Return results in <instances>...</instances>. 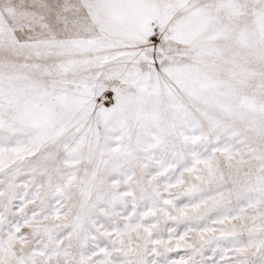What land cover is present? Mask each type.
I'll use <instances>...</instances> for the list:
<instances>
[{
    "label": "snow or ice",
    "instance_id": "snow-or-ice-1",
    "mask_svg": "<svg viewBox=\"0 0 264 264\" xmlns=\"http://www.w3.org/2000/svg\"><path fill=\"white\" fill-rule=\"evenodd\" d=\"M0 264H264V0H0Z\"/></svg>",
    "mask_w": 264,
    "mask_h": 264
}]
</instances>
